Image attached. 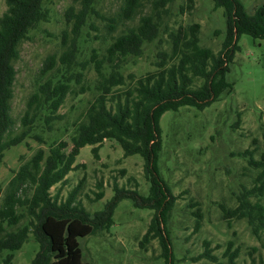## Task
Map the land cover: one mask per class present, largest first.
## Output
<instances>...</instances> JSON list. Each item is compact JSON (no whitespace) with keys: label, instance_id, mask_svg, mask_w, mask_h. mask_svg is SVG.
<instances>
[{"label":"rangeland","instance_id":"1","mask_svg":"<svg viewBox=\"0 0 264 264\" xmlns=\"http://www.w3.org/2000/svg\"><path fill=\"white\" fill-rule=\"evenodd\" d=\"M248 14L260 7L264 13V0H240ZM123 0H96L80 29L76 40L77 54L72 62L75 72L83 71L81 93L74 85L58 110V118L46 125L37 120L29 136L3 152L0 161V204L4 189L20 166L29 163L34 154L42 149L47 155L54 144L66 142L70 150V138L77 122L97 97L95 90L97 74L90 62L93 52L101 58L111 41L137 24L139 17L151 13L150 0H143L133 21L119 18ZM189 5H191L189 7ZM48 20L30 31L19 48V59L14 63L16 71L13 85L10 116L13 122L5 139L22 131L20 120L26 104L40 83V70L49 56L58 58L70 45L73 34L72 21L66 10L80 8L74 0H44ZM5 11L4 0H0V16ZM163 27L160 36L146 43L140 57L125 59L121 74L125 79L119 93L133 85L132 80L153 74L159 55H166L169 62L171 43L167 31L175 32L191 24L200 25V46L217 53L225 38L226 19L222 9H215L211 0H175L161 14ZM226 81L233 89L220 96L219 100L199 111L182 107L177 112L168 111L160 120L162 150L159 154L160 175L175 197L169 214L167 230L174 264H212L197 260L203 251V242L208 241L213 254L222 261L228 241H233L239 251L236 264H250L262 254L261 243L250 233L245 220H232L229 225L221 218V209L234 208L237 196L254 186L259 171L248 166L247 158L241 154L249 150L255 161L264 154V39H253L241 35L237 43ZM109 67L104 68L108 72ZM196 81L195 85H200ZM39 136V140L35 138ZM91 146L79 152L74 169L62 183L50 189L54 196L64 201L77 188L76 203L88 213L104 209L113 197V185L136 190L147 196L149 184L144 176L143 160L134 155L123 157L121 148L114 141H105L98 151V159L91 153ZM101 182L102 188L97 184ZM102 191L98 200L96 194ZM31 190L27 191L30 196ZM19 209V212H23ZM153 211L136 208L129 199L116 206L112 225L108 230L79 238L82 259L90 264H166L158 239L143 241ZM200 225L194 231L196 220ZM30 218L21 220L18 227L28 225ZM32 230V229H31ZM148 242V243H147ZM39 251L32 233L22 247L13 253L11 264H30ZM5 254L2 255L4 257Z\"/></svg>","mask_w":264,"mask_h":264},{"label":"trees","instance_id":"2","mask_svg":"<svg viewBox=\"0 0 264 264\" xmlns=\"http://www.w3.org/2000/svg\"><path fill=\"white\" fill-rule=\"evenodd\" d=\"M44 0H4L5 11L0 16V161L3 152L26 139L37 120L46 125L57 119L58 110L66 97L74 93L78 85L84 91L83 71L75 72L72 62L77 54L76 40L81 26L96 0H74L78 10L70 7L65 15L72 21L73 39L61 55L45 59L40 70L41 80L26 104L20 120L22 131L5 139L13 125L10 110L16 71L14 63L19 59V48L40 23L48 20ZM175 0H150L151 13L139 17L137 24L115 37L98 57L93 52L90 62L97 74L95 90L97 97L87 108L84 119L77 122L68 144L59 142L51 146L47 155L39 149L29 163L20 166L4 189L0 204V264H11L13 253L18 251L32 233L39 251L30 264H90L82 259L78 239L108 230L113 221V212L118 203L129 199L136 208L153 211V216L143 241L158 239L162 257L166 264H174L167 223L175 197L162 179L158 167L162 150L160 120L168 111L177 112L182 107L199 111L219 100L220 96L233 89L226 81L229 64L232 62L241 35L253 39H264V13L260 7L248 14L240 0H211L215 9H222L226 19L225 38L221 49L214 53L200 46V25L191 24L175 32L167 31L171 43L169 62L161 54L156 62V72L136 80L121 94L125 79L122 65L128 57H140L146 43L157 40L163 23L161 14ZM190 3L192 0H188ZM191 5H189L190 7ZM143 7V0H123L119 18L133 21ZM109 67L106 73L104 68ZM201 81L200 85H195ZM39 136H35L37 140ZM114 141L121 148L123 157L138 155L143 160L144 176L149 184L147 196L136 190H128L114 184L113 197L104 209L88 213L76 203L77 188L64 201L58 192L52 196L50 189L62 183L70 171L79 152L91 146V153L98 159V151L105 141ZM247 164L258 172L254 186L237 196V205L226 209L220 207L221 218L227 225L232 220H245L251 235L261 243L263 249L257 261L264 264V154L255 161L251 151L241 154ZM99 189L102 183L97 184ZM31 190L30 196L27 191ZM2 188L0 187V194ZM103 197L102 191L96 199ZM23 209V212H19ZM28 225L18 227L25 217ZM196 220L194 231L199 229ZM32 229V230H31ZM147 242V243H148ZM5 254L4 257L2 255ZM239 251L233 241H228L218 261L208 241L203 242V251L197 260L212 264H236Z\"/></svg>","mask_w":264,"mask_h":264}]
</instances>
